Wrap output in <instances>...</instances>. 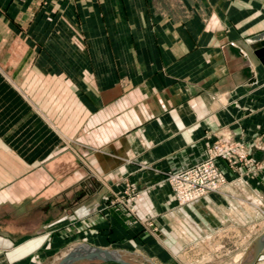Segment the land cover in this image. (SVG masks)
Returning a JSON list of instances; mask_svg holds the SVG:
<instances>
[{
	"label": "crops",
	"instance_id": "0c3cea01",
	"mask_svg": "<svg viewBox=\"0 0 264 264\" xmlns=\"http://www.w3.org/2000/svg\"><path fill=\"white\" fill-rule=\"evenodd\" d=\"M263 31L264 0H0V264L70 241L131 254L146 221L176 264L239 243L264 169L219 159L228 182L183 206L166 176L218 140L264 158Z\"/></svg>",
	"mask_w": 264,
	"mask_h": 264
},
{
	"label": "rangeland",
	"instance_id": "374dc122",
	"mask_svg": "<svg viewBox=\"0 0 264 264\" xmlns=\"http://www.w3.org/2000/svg\"><path fill=\"white\" fill-rule=\"evenodd\" d=\"M220 141V140H218ZM216 142V141H215ZM214 142V143H215ZM213 143V144H214ZM244 152L247 155V160L245 161V165L249 169H251V173H255L257 171H261L264 169V158L261 157L260 161H254L252 157H249V153L246 148L243 149ZM262 154H264V143L262 142L260 144V147L258 149ZM261 154V156H262ZM224 160V159H221ZM228 163L227 160H224ZM218 166L226 172V170L219 165ZM229 164V163H228ZM229 166L231 168L236 169L237 165H234L232 167L230 164ZM245 185L247 182H244ZM260 184L264 187L263 182H260ZM248 186V185H247ZM261 195L258 194H245V202H246V208L244 213V223L240 225V227L237 229V232H239V235H241V239H239V243H236V239L227 240L226 244L223 245L222 252L220 251H198L197 255L202 257V255L205 256L207 259V264H239L240 260L242 259L243 255L245 254V251L249 244L252 242V240L257 237L260 233L264 231V188L260 189ZM118 196L121 200H125L126 196L121 195L118 193ZM115 199V196L113 197V200ZM117 203H122L121 201H118ZM147 222V221H146ZM149 228H145L147 232L152 235V238L154 236V240L152 241H144V244L136 243L130 248L131 254L124 255V259L127 261L136 263V264H146L149 262V260L158 262L159 264H176V243H170L166 238L160 239V233H159V227L156 229L157 226H149ZM230 233L236 234V229H231ZM170 234H172L173 230L169 229ZM155 240L158 241L155 242ZM244 241V243L241 245L240 241ZM73 241L63 243L53 254L52 259L48 262H45L44 264H57V262L62 258V256L67 252V250L72 246ZM205 246V245H204ZM213 248L216 246L219 247V245H211ZM210 246H207L209 248ZM203 248V247H202ZM242 248L245 249V251H242ZM220 249V248H219ZM210 250V248H209ZM242 253L239 255V253ZM241 256V258H240ZM221 258V259H220ZM239 258V259H238ZM222 260V261H221ZM83 263H89L87 260L79 261L74 264H83Z\"/></svg>",
	"mask_w": 264,
	"mask_h": 264
},
{
	"label": "built area",
	"instance_id": "2783aa9c",
	"mask_svg": "<svg viewBox=\"0 0 264 264\" xmlns=\"http://www.w3.org/2000/svg\"><path fill=\"white\" fill-rule=\"evenodd\" d=\"M244 148L243 143L238 141H216L209 148V156L206 159L185 169L168 173L166 180L171 187L174 199L182 206L190 205L211 193L220 191L228 182V178L227 173L218 166L217 161L227 160L234 167L238 162L247 160ZM114 196L113 201H121L127 205L132 214L136 213L128 202L119 198L118 194L115 193ZM146 224L152 226L153 222L147 221Z\"/></svg>",
	"mask_w": 264,
	"mask_h": 264
},
{
	"label": "water",
	"instance_id": "95a60500",
	"mask_svg": "<svg viewBox=\"0 0 264 264\" xmlns=\"http://www.w3.org/2000/svg\"><path fill=\"white\" fill-rule=\"evenodd\" d=\"M247 41L259 56L260 61L264 64V31L249 37ZM263 250L264 231L252 240L239 264H255ZM83 260L136 264L124 259L123 252L120 249L100 247L86 242L72 245L57 264H74ZM146 264L156 263L149 260Z\"/></svg>",
	"mask_w": 264,
	"mask_h": 264
}]
</instances>
